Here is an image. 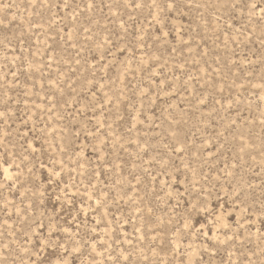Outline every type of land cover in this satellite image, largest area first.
<instances>
[{
	"label": "rangeland",
	"instance_id": "374dc122",
	"mask_svg": "<svg viewBox=\"0 0 264 264\" xmlns=\"http://www.w3.org/2000/svg\"><path fill=\"white\" fill-rule=\"evenodd\" d=\"M0 264H264V0H0Z\"/></svg>",
	"mask_w": 264,
	"mask_h": 264
}]
</instances>
